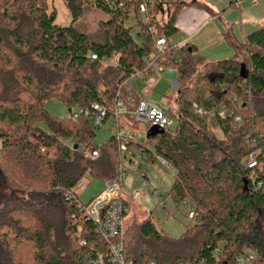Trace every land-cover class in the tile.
<instances>
[{"label": "trees", "instance_id": "trees-1", "mask_svg": "<svg viewBox=\"0 0 264 264\" xmlns=\"http://www.w3.org/2000/svg\"><path fill=\"white\" fill-rule=\"evenodd\" d=\"M62 1L71 16L67 26L55 23L46 0H0V264H88V255L104 252L106 242L65 193L86 172L114 180L123 158L134 162L136 153L146 156L142 165L159 157L173 168L168 196L175 204L186 201L199 217L177 238L157 230L150 216L141 220L136 234H124L135 264H264V21L242 42L225 33L231 58L197 63L193 45L174 48L170 37L181 9L212 13L200 0ZM240 1L228 0L221 12ZM163 3L168 16L160 23ZM86 8L107 17L98 36L78 27ZM159 37L166 40L162 52L155 49ZM145 59L175 72L177 123L142 142L126 134L121 156L117 122L138 123L126 115L116 121L113 103L117 94L131 95L135 105L143 100L131 75L144 69ZM52 98L66 115L47 111ZM75 108L89 113L73 117ZM166 112L173 115L170 107ZM108 122L109 137L95 144ZM144 126L147 133L150 124ZM91 145L99 151L93 160L84 155Z\"/></svg>", "mask_w": 264, "mask_h": 264}, {"label": "rangeland", "instance_id": "rangeland-1", "mask_svg": "<svg viewBox=\"0 0 264 264\" xmlns=\"http://www.w3.org/2000/svg\"><path fill=\"white\" fill-rule=\"evenodd\" d=\"M212 3L216 7L222 4V0H203ZM258 4V11L262 12L264 6V0H255ZM48 6V12H55V23L61 26H67L71 21V16L64 5L62 0H46ZM252 0H242L241 6L250 5ZM168 3L162 4V10L158 15V21L164 23L168 16ZM192 9L193 11H204L202 8L189 7L181 9L175 19L178 16L185 14L187 10ZM246 11V9H245ZM244 11V13H245ZM257 11V10H256ZM107 17L101 12L93 9L86 8L84 15L78 21V27L86 32L90 36H98L100 24L105 21ZM177 35L170 37V41L176 44ZM225 58L217 59L222 60ZM166 71V69H165ZM171 79L167 77L156 78L152 77L148 80L135 79L134 84L136 91L147 101H152L159 104L162 108L168 109L170 107L171 113V125L174 127L177 123L178 109L176 105L169 106L166 98H172L173 91L170 89L169 84ZM149 89V93L145 90ZM45 108L52 116H63L68 113L66 106L57 99H50L45 102ZM111 122L107 123L102 129L97 131L94 143L100 144L105 141L110 133ZM46 129L45 124L40 125ZM127 135L133 137L135 140L142 142L146 136L145 126L143 124H132L127 123L124 126ZM31 141L37 145H41V138L38 134H32L30 136ZM43 153L49 156L54 155V150L43 148ZM123 165L126 167V171L123 176L121 191L129 201V210L126 214L123 231L127 237L136 234V228L138 223L150 216V219L157 230L164 231L168 236L177 238L184 231L185 227L189 224H194L196 221L187 217V207L184 203L175 204L168 196V190L172 183L174 176V170L171 167L161 163L159 157H155L154 165H142V162L135 160L129 162L127 158H123ZM128 168V169H127ZM140 169H146L148 172V179L143 182L139 176L138 171ZM104 186V181L90 177L79 189L74 187L73 191L77 192V197L83 203H86L91 197L95 196ZM79 189V190H78ZM154 189H157L163 197V203L159 202L158 197L155 195ZM262 231L264 233V219L262 218Z\"/></svg>", "mask_w": 264, "mask_h": 264}, {"label": "built area", "instance_id": "built-area-1", "mask_svg": "<svg viewBox=\"0 0 264 264\" xmlns=\"http://www.w3.org/2000/svg\"><path fill=\"white\" fill-rule=\"evenodd\" d=\"M141 10L143 7L141 6ZM178 45L174 44L173 47L176 48ZM166 48V40L164 37H159L155 40V49L158 52H162ZM95 57V56H92ZM169 72L172 76L169 87L172 91H176L179 88V83L175 78V72L171 68H164L161 64L156 63L150 59H145V67L142 70H137L131 76L137 79H144L147 73L157 74L165 70ZM93 110H102L97 104L91 106ZM193 108L196 105L193 104ZM88 114V110H83L81 108H75L73 110L72 116L77 117L80 113ZM202 113L201 110H198ZM128 116L130 120L137 122L138 124H150L156 125L163 129L171 125V119L169 114L164 108L159 104L141 100L137 105H135V100L131 95H128L125 99L121 98L118 94L116 95L113 103L112 117L118 121L121 116ZM222 117V113H219ZM115 138L119 141V149L121 151V156L125 152V145L127 143L126 132L124 127L116 124L115 126ZM43 150V148H42ZM84 155L93 160L99 155L98 148L95 145L87 147L84 151ZM134 160H139L140 162L146 161V156L136 153L133 156ZM161 163L168 165L167 162L161 159ZM254 155L249 154L247 159L248 166L254 165ZM126 169L123 164H119L116 168V177L114 180H106L104 182V187L101 189L94 197H92L88 202L83 203L77 197V192L66 191L65 196L68 199L76 201L77 208L82 212L86 220L91 221L94 224V231L104 242L107 244L106 250L100 252H94L88 255V264H135L134 261L128 256L124 247V231L123 225L125 221V213L127 212V207L125 206V198L121 191V185L123 176ZM139 176L143 182L148 179V172L146 169H140L138 171ZM89 173L86 172L82 176L75 187L81 188L82 185L88 180ZM78 189V190H79ZM155 195L158 197L159 202L163 203V197L157 189H154ZM186 205V201H184ZM187 217L197 221L198 212L194 207L187 205ZM80 245H84V241L80 240ZM219 250L215 249L214 255L217 254ZM240 263L243 262L242 259H238ZM148 264H158L155 261H150ZM178 264H187L186 262L179 261Z\"/></svg>", "mask_w": 264, "mask_h": 264}, {"label": "crops", "instance_id": "crops-1", "mask_svg": "<svg viewBox=\"0 0 264 264\" xmlns=\"http://www.w3.org/2000/svg\"><path fill=\"white\" fill-rule=\"evenodd\" d=\"M200 1L203 2V0ZM241 1L237 6L228 8L223 12L221 11L226 7L228 0H222V4L217 7L210 2L204 1L203 3L211 8V14L205 10L193 11L192 9H184L187 10L186 13L178 16L175 23L177 28L175 43L177 45L184 43L193 45L196 49L193 57L197 63L231 58L234 52L224 39L225 33L228 32L235 41L242 42L245 35L255 30L264 21V6L260 13L255 0H252L251 4L246 6H241ZM153 76L157 79L161 77L171 79L173 75L163 70L148 76L145 81ZM145 92L149 93V89L145 90ZM142 99L145 100L143 97ZM166 101L169 106L175 104V100H171L170 97L166 98ZM126 202L129 206V201L126 200Z\"/></svg>", "mask_w": 264, "mask_h": 264}, {"label": "water", "instance_id": "water-1", "mask_svg": "<svg viewBox=\"0 0 264 264\" xmlns=\"http://www.w3.org/2000/svg\"><path fill=\"white\" fill-rule=\"evenodd\" d=\"M240 75L242 77H246L245 70H244L243 66L240 67ZM162 132H163V129L159 128L156 125H152L147 130L146 136H153V135H156V134H159V133H162Z\"/></svg>", "mask_w": 264, "mask_h": 264}]
</instances>
